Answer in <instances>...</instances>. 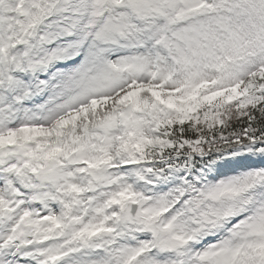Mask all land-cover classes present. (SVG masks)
I'll list each match as a JSON object with an SVG mask.
<instances>
[{
  "label": "snow or ice",
  "instance_id": "6c2138e0",
  "mask_svg": "<svg viewBox=\"0 0 264 264\" xmlns=\"http://www.w3.org/2000/svg\"><path fill=\"white\" fill-rule=\"evenodd\" d=\"M0 264H264V0H0Z\"/></svg>",
  "mask_w": 264,
  "mask_h": 264
}]
</instances>
